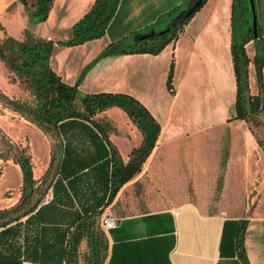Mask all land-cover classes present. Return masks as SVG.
I'll use <instances>...</instances> for the list:
<instances>
[{
  "label": "crops",
  "instance_id": "obj_1",
  "mask_svg": "<svg viewBox=\"0 0 264 264\" xmlns=\"http://www.w3.org/2000/svg\"><path fill=\"white\" fill-rule=\"evenodd\" d=\"M186 1L120 0L106 35L75 47H61L58 43L71 39L73 26L91 10L96 0H55L46 21L52 30L43 32L31 25L29 30L55 44L51 66L68 85H75L84 71L91 67L79 87L84 94H128L149 110L158 85L159 90L178 98L179 90H192L188 76L205 72L214 76L212 86H222L226 97L223 101L233 97L236 103L232 0H208L200 13L182 28L177 40L159 55H115L97 61L110 44L119 43L158 24L156 29H163L166 23H161V19L179 10ZM258 25L264 33V14ZM249 55L254 56V51ZM172 63L175 71L173 93L167 87ZM205 82L210 84L208 79ZM249 84L251 94L258 95L260 88L253 63L249 66ZM224 102L223 106H226ZM161 116L153 115L161 126L155 148L141 172L119 190L111 203L112 150L117 151L127 165L132 152L144 143L143 132L118 107L95 117L103 134L90 122L81 119L67 120L61 125L59 135L53 137V146L58 147L56 167L50 165L38 177L33 169L34 179L39 184L47 172L52 171L48 194L38 208L40 211L35 212L39 247L47 250L42 256L45 262L23 264H63L54 253L59 248L56 229L71 228L81 215L104 210L105 216L106 211L111 212L112 209H115L118 225L105 232L109 243L107 264H245L241 250L248 264H264V209L239 216H231L224 210L210 212L208 205L194 202L186 192L179 191L184 185V173L189 171L192 161L186 157L172 166V146L181 137L175 132L178 128L174 125L175 119L169 115ZM180 122L188 123L185 119ZM228 122L240 127L246 123L231 119ZM199 135L203 136L204 132L197 130L195 136ZM34 136H37L38 143L44 144V160L48 159L51 147L48 138L42 131L30 135V147L35 157L38 156V143ZM193 136L186 132L184 137L193 141ZM240 141L243 142V151H256L254 137L246 134L234 138L236 156L240 154L237 150ZM187 146L185 152L181 146L180 155H187ZM191 156L197 157L196 151ZM13 172L21 178L22 198L24 177L20 166ZM219 177L220 166L217 181ZM108 203L110 205L106 208ZM26 219H22V223ZM240 232L243 235L242 248L238 242ZM33 237L27 228L23 229V244L26 240L30 245Z\"/></svg>",
  "mask_w": 264,
  "mask_h": 264
},
{
  "label": "trees",
  "instance_id": "obj_2",
  "mask_svg": "<svg viewBox=\"0 0 264 264\" xmlns=\"http://www.w3.org/2000/svg\"><path fill=\"white\" fill-rule=\"evenodd\" d=\"M18 1L22 3L28 13L29 21L35 20L32 23L46 22L55 2V0ZM190 1L187 0L179 10L161 19V23H167ZM119 4L120 0H96L91 10L73 26L71 39L67 42H59L58 45L75 47L103 38L118 11ZM249 4V0H234L232 11V58L237 82V97L234 116L231 120L246 123L253 122L256 117L264 113V33L258 25V34L255 36L250 22L246 18ZM250 16L252 19V13ZM191 19L169 33L148 41L125 44L140 34L156 29L159 24L144 32L133 34L119 43L110 44L97 61L115 55H159L168 45L177 40L180 31ZM250 43H253L254 46V56L252 57L247 48ZM54 49L55 44L52 41L40 38L30 31L25 32L23 41L10 36L0 39V61L9 72L26 84L32 98L30 101L17 100L9 98L0 91V103L6 109L36 126L45 135L54 137L59 135L61 125L72 119L88 121L103 134L101 125L95 120L96 116L113 107H118L126 112L132 122L143 132L144 143L132 152L127 165L123 163L118 152L112 150L110 177L112 191L109 199L111 203L119 190L141 172L144 163L156 146L161 134V126L151 113L131 96L82 93L79 87L91 67L84 71L75 85L65 83L51 66ZM251 63L255 66L260 88V93L255 96L251 94L249 84ZM173 78L174 63L171 65L167 81V87L172 93ZM53 150L51 166H54L57 159L54 155L58 151V147ZM15 159L24 177L23 196L13 208L0 211V264L43 263L45 260L42 259V256L47 253V250L44 251L39 247V235L36 233L35 224L36 215L40 211L38 208L46 198L52 182V171L49 170L39 184L34 179L30 158L22 152ZM225 170L226 159L224 158L218 181L219 192L223 188ZM54 174L56 175V173ZM48 181L49 183H47ZM110 203L106 205V208ZM36 211L37 213H35ZM103 214L104 210L87 213L81 215L71 228L56 229L58 235L56 244L58 242L59 248L55 249L54 253L61 263L107 264L109 258L108 238L101 223L98 222V218L100 219ZM24 218L27 219L25 223H22ZM24 228H27L34 236L30 245H27L26 240L24 244L22 243ZM43 230L41 229V231ZM238 242L242 248V232L238 235ZM243 254V250H241L242 259L245 264H248Z\"/></svg>",
  "mask_w": 264,
  "mask_h": 264
},
{
  "label": "rangeland",
  "instance_id": "obj_3",
  "mask_svg": "<svg viewBox=\"0 0 264 264\" xmlns=\"http://www.w3.org/2000/svg\"><path fill=\"white\" fill-rule=\"evenodd\" d=\"M233 3L234 0H232L231 7H233ZM248 7L246 18L252 27L253 14L252 19L250 16L252 7L250 4ZM255 7L258 23L261 24L264 14V0H255ZM199 13L200 11L193 18ZM29 25L34 28L37 27L43 32L52 30L51 24L46 22L31 24L28 13L18 0H0L1 40L5 36H10L23 41L25 32L30 31ZM132 40L125 44H132ZM248 50L249 52L254 51L253 43H250ZM169 73L170 70L167 80ZM188 77L190 79L188 83H191L192 90L190 88L189 91L182 90L180 92L179 90L180 96L175 98L159 90L160 86L158 85L155 99L150 105L149 110L151 112L143 105L151 115H169L175 119L174 125L178 127L175 132H178L181 138L179 137L180 140L172 146L174 153L172 166H176L186 157L188 161H192L189 171L184 173L183 188L178 190L183 193L186 192L190 200L208 205L210 212L224 210L231 216H239L244 212L246 214L256 209H264V113L256 117L253 122L245 123L241 127L234 122H228L234 115L233 97L231 100L223 101L226 97L222 86L216 87V85L212 86L211 84V79L214 76L202 72ZM206 79L210 81V84L205 82ZM177 85L180 86L179 83ZM213 87H216L215 91H213ZM251 89H253V84ZM0 91L9 98L22 101L32 99L26 84L9 72L1 61ZM223 102L226 106H223ZM184 119L188 123L180 122ZM213 126L214 129H211ZM197 130L203 131L204 135L195 136ZM37 131L40 130L0 103V211L9 209L12 204L21 199V178L18 177L17 172H13L19 168L15 159L17 155L24 152V155L30 158L36 177L43 172V169L45 171L51 165L53 148H57L56 145V147L53 146L54 136L46 135L51 147L50 155L45 161L46 149L44 144L38 143L37 136H34V141L38 143V148L36 146L38 156L35 157L30 147V135L34 132L37 133ZM186 132L194 135L193 141L185 139ZM246 134H251L254 137L257 145L256 151H243V142L240 141L237 149L240 154L236 156L233 151L234 138H241ZM186 143L189 145L187 146ZM181 146L184 152L186 151L185 146H187V155H180ZM193 151H196L197 157L191 156ZM226 153H228V157H225ZM57 154L58 152L55 153L54 157ZM224 158L226 159L225 182L224 187L219 192L217 183L219 166L221 170ZM230 173H232V177ZM107 212L110 211L107 210ZM111 213L115 217V209H112ZM101 218H98L99 223L102 222Z\"/></svg>",
  "mask_w": 264,
  "mask_h": 264
},
{
  "label": "water",
  "instance_id": "obj_4",
  "mask_svg": "<svg viewBox=\"0 0 264 264\" xmlns=\"http://www.w3.org/2000/svg\"><path fill=\"white\" fill-rule=\"evenodd\" d=\"M207 0H191L184 9H182L176 16H174L172 19H170L164 28L161 29H153L147 33L140 34L133 38V43H140L143 41H148L150 39H153L157 36L164 35L166 33H169L170 31L182 26L184 23H186L189 19H191L198 10L202 7V5ZM250 5L252 7V14H253V32L255 36H257L258 33V18L256 14V7H255V0H249ZM161 30V31H158Z\"/></svg>",
  "mask_w": 264,
  "mask_h": 264
},
{
  "label": "built area",
  "instance_id": "obj_5",
  "mask_svg": "<svg viewBox=\"0 0 264 264\" xmlns=\"http://www.w3.org/2000/svg\"><path fill=\"white\" fill-rule=\"evenodd\" d=\"M118 220L112 215L111 212H107L102 219L101 227L105 232L113 230L117 227Z\"/></svg>",
  "mask_w": 264,
  "mask_h": 264
}]
</instances>
